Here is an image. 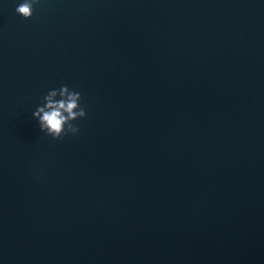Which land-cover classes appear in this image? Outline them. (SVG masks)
Here are the masks:
<instances>
[{"label": "water", "instance_id": "95a60500", "mask_svg": "<svg viewBox=\"0 0 264 264\" xmlns=\"http://www.w3.org/2000/svg\"><path fill=\"white\" fill-rule=\"evenodd\" d=\"M17 2L0 264H264V0ZM62 84L87 115L52 141L31 113Z\"/></svg>", "mask_w": 264, "mask_h": 264}, {"label": "clouds", "instance_id": "9594fccd", "mask_svg": "<svg viewBox=\"0 0 264 264\" xmlns=\"http://www.w3.org/2000/svg\"><path fill=\"white\" fill-rule=\"evenodd\" d=\"M41 0H18L15 13L24 20L31 19ZM86 109L81 92L62 84L49 89L31 113L39 133L52 141L76 136L78 121L86 118ZM42 174V173H41Z\"/></svg>", "mask_w": 264, "mask_h": 264}]
</instances>
